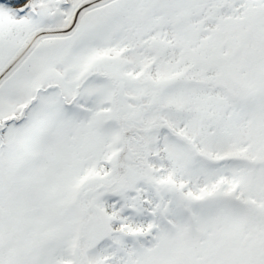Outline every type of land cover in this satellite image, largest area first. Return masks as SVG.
Here are the masks:
<instances>
[{"label":"snow or ice","instance_id":"obj_1","mask_svg":"<svg viewBox=\"0 0 264 264\" xmlns=\"http://www.w3.org/2000/svg\"><path fill=\"white\" fill-rule=\"evenodd\" d=\"M0 264H264V0H0Z\"/></svg>","mask_w":264,"mask_h":264}]
</instances>
